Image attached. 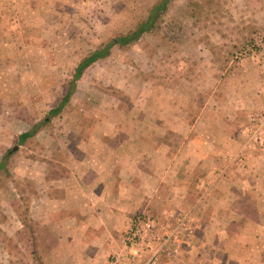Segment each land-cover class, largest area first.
<instances>
[{"label":"rangeland","instance_id":"obj_1","mask_svg":"<svg viewBox=\"0 0 264 264\" xmlns=\"http://www.w3.org/2000/svg\"><path fill=\"white\" fill-rule=\"evenodd\" d=\"M159 1L0 0V264H264L233 239L264 204L222 213L264 165V0H170L51 115ZM127 132L144 157L112 156ZM137 215L154 226L131 243ZM208 215L237 224L226 253L204 250Z\"/></svg>","mask_w":264,"mask_h":264},{"label":"crops","instance_id":"obj_2","mask_svg":"<svg viewBox=\"0 0 264 264\" xmlns=\"http://www.w3.org/2000/svg\"><path fill=\"white\" fill-rule=\"evenodd\" d=\"M160 124V122L157 121V124ZM129 135L123 137L124 139V143L122 145V149L120 152H116L114 155V157H135V158H142L145 156V154L141 151V146L139 144V142L143 141V139L141 137H139V139L137 140L135 135H133V133H129L127 132ZM152 136V135H150ZM107 139V137H104ZM154 140V138H153ZM135 141H138V145L135 146L134 143ZM233 154L235 155V153L233 152ZM259 161L262 163L264 156H259ZM258 159V158H257ZM261 167L263 169H259L257 170V168H255V171L253 173H251V177L248 180H244V182H242V180L237 181L235 180L232 184L234 186V190L232 189V184H231V191H229V193L231 194V197H228V199L226 200V202L229 205V209H224L222 213L223 216H227V210H230L231 208V204L236 206V205H240L242 206H253V212L257 213V217L259 216V212L261 207L264 204V165L262 163ZM113 175H114V171ZM102 173H92L93 175V183H95L93 185V189H96V187H98V181L97 180V176L101 175ZM108 173H105V175ZM112 175V173H111ZM115 176V175H114ZM117 176V175H116ZM262 176V177H259ZM75 181H80L79 179H77L76 177H74ZM114 182V181H113ZM238 188V193H235L234 191H236V189ZM81 190L78 189L77 192L75 191L73 194L74 195H81ZM242 194H249V197H246L247 199H243V203L236 201L237 199L240 198V196ZM242 198V196H241ZM233 200V201H232ZM217 201V205L220 207L221 202L219 199L216 200ZM232 201V202H231ZM223 202V201H222ZM76 207H78L80 204H75L73 203ZM82 206V205H81ZM88 206L91 207V209L93 211H95L96 208H98V203L94 204V203H88L87 205V209L86 212H89ZM247 206V207H248ZM220 209V208H219ZM73 214H78V210L73 207ZM80 210V214H83L82 208H79ZM221 210V209H220ZM229 212V211H228ZM97 210H96V214H97ZM230 213H232V211L230 210ZM229 213V214H230ZM262 221V218L260 219ZM73 222H77L76 219L73 220ZM258 222V221H257ZM228 224H230V226L228 224H226V228H223V226H221V220H216L214 221L213 218L210 219L209 215H208V219H207V225H206V229L205 232H203L202 234V242H203V247L204 250L206 251V249L211 248V246L214 245H220L221 249L224 253H226L229 249H227L226 247H224L223 243H226L225 238H227L225 236V234L227 235H231L234 233V230L237 226L235 221H229L227 222ZM244 231L243 232H235V238H233L234 240H238L241 239V242L239 243V245L242 248H246L249 252L251 253H256V254H264V242L263 241V237H264V225H260L259 223H256L255 221H251L250 222V226L246 227L244 226ZM231 228H233L231 231ZM253 240H252V239ZM262 242V244H261ZM249 246V248L247 247ZM263 246V247H261Z\"/></svg>","mask_w":264,"mask_h":264},{"label":"trees","instance_id":"obj_3","mask_svg":"<svg viewBox=\"0 0 264 264\" xmlns=\"http://www.w3.org/2000/svg\"><path fill=\"white\" fill-rule=\"evenodd\" d=\"M169 1L170 0H160L158 3H156L152 7L148 17L145 20L141 21L134 29H132L131 31H129L127 33L120 34L118 36H114V37L110 38L107 41V43H105L103 46L95 49L88 56H86L81 61L79 66L77 67V70H76L74 79L72 80L70 89L68 90L66 95L63 97V99L61 100L59 105L56 108L52 109L51 115H54V114H57L58 112H60L63 109V107L69 102L70 96L75 89L76 81L82 76V73H83L85 68H87L89 65L96 62L100 58H104L107 55H109L110 50L113 46L130 44L132 42L139 40L144 33L153 30L155 27V23H156L157 19L160 17L161 13L167 9ZM35 130H36V127L27 131V132L22 133L20 136V138H21L20 140L23 141L24 139L32 136L35 133ZM2 165H3V163L1 162L0 163V169H1ZM146 219H147L146 217H144V216L142 217L140 215H137L134 218H132V221L130 223L131 228L125 232V236L128 240L131 236H133L135 229L138 226L142 225V223Z\"/></svg>","mask_w":264,"mask_h":264},{"label":"built area","instance_id":"obj_4","mask_svg":"<svg viewBox=\"0 0 264 264\" xmlns=\"http://www.w3.org/2000/svg\"><path fill=\"white\" fill-rule=\"evenodd\" d=\"M154 226V222H152L150 219H146L142 225L138 226L135 229V232L133 234V236H131L129 238V240H131V243H134L136 240H139L138 237L140 235H143V233H147L148 230H151L152 227ZM131 228V226L129 227V229Z\"/></svg>","mask_w":264,"mask_h":264},{"label":"water","instance_id":"obj_5","mask_svg":"<svg viewBox=\"0 0 264 264\" xmlns=\"http://www.w3.org/2000/svg\"><path fill=\"white\" fill-rule=\"evenodd\" d=\"M19 145H16V147H14L13 149H17Z\"/></svg>","mask_w":264,"mask_h":264}]
</instances>
